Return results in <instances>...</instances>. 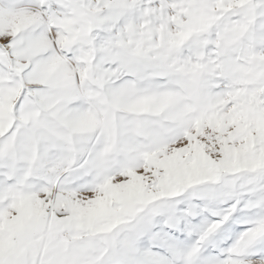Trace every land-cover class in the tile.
<instances>
[{"label": "snow or ice", "instance_id": "obj_1", "mask_svg": "<svg viewBox=\"0 0 264 264\" xmlns=\"http://www.w3.org/2000/svg\"><path fill=\"white\" fill-rule=\"evenodd\" d=\"M0 264H264V0H0Z\"/></svg>", "mask_w": 264, "mask_h": 264}]
</instances>
